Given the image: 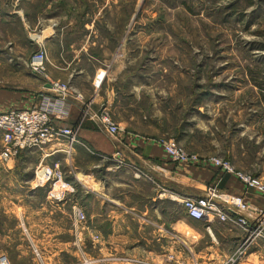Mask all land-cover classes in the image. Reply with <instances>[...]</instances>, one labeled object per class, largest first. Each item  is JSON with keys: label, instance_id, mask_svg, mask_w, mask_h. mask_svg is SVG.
<instances>
[{"label": "rangeland", "instance_id": "1", "mask_svg": "<svg viewBox=\"0 0 264 264\" xmlns=\"http://www.w3.org/2000/svg\"><path fill=\"white\" fill-rule=\"evenodd\" d=\"M51 33L56 41L48 44ZM84 48L99 63L92 65L83 58L72 66L75 73L83 74L75 81L60 71L54 73L58 80L53 82L67 84L75 101L88 98L92 89L102 94L108 82L120 101V118L142 109L150 118L151 135H157V127L163 130L160 141L174 140L201 160H226L251 176L264 167V0H0V112L9 110L7 105L13 102L26 105L38 96L37 88L52 77L49 61L70 62L71 51ZM39 51L48 57L44 75L31 72V59ZM92 108L95 113L101 106L95 112ZM88 119L85 114L81 117L75 126L77 135ZM6 164L0 161V167ZM32 170L39 183L47 172L55 171L34 164ZM98 175L101 180L102 174ZM221 178L218 172L215 180ZM11 181L0 175V202L21 195L17 190L2 191ZM65 181L72 184L73 199H90L80 181ZM65 181L57 182L52 194L62 196ZM52 184L50 178L39 185L34 199L26 189L22 192L33 202L44 203ZM112 192L116 198L126 193L124 200L130 204L144 199L149 189L139 187L140 196L130 195L126 188L114 187ZM165 201L169 233H174L170 221L181 215L191 227L201 229L187 219L185 210ZM15 227L11 216L0 214V231L11 232L17 240ZM241 231L232 233L230 242L219 235L220 248L234 253L224 264H264V230L259 235ZM180 235L165 241L151 238V249L164 253L177 243L183 252L180 264H187L191 257L187 250L196 241L188 231ZM16 245L17 241L0 240L9 264L52 260L18 258ZM210 245L206 236L198 249ZM239 250L245 253L241 257ZM169 259L175 264L173 257L161 263L151 258L150 264H168ZM209 260L222 264L224 259Z\"/></svg>", "mask_w": 264, "mask_h": 264}, {"label": "crops", "instance_id": "2", "mask_svg": "<svg viewBox=\"0 0 264 264\" xmlns=\"http://www.w3.org/2000/svg\"><path fill=\"white\" fill-rule=\"evenodd\" d=\"M52 35L53 33L47 37L48 44L56 41V36ZM59 45L62 43L59 42ZM71 53L73 58L70 62L49 61L48 67L53 72L49 82L58 80L54 73L59 71L68 80L81 78L83 74L75 73L72 66L83 58L92 65L99 63L88 55L87 48L76 49ZM105 84L107 89L102 94L92 89L93 94L88 98L84 95V100L75 101L71 98L70 115L65 119V124L69 127L79 124L85 111L89 110L86 105H92L94 112L106 105L121 129L117 137L112 138L99 131L88 119L78 134L80 144L72 149L61 143L48 146L42 151L31 150L0 167V175L12 180L5 185L8 188L2 191L21 192V195L10 198L9 201L0 202V214L14 219L19 238L16 240L11 232L0 231V240L17 241L18 258L28 255L35 257L36 252L39 257L52 258L49 264H150L151 258L161 263L170 257L176 260L175 264H180L183 252L176 248L177 243L169 251L157 253L151 249L149 242L151 238L160 241L175 237L179 239L182 231H188L191 239L196 242L187 250L191 256L187 264H211L209 259L213 256L222 257L224 264L234 253L220 248L218 237L223 236L230 242L234 232L241 229L217 220L197 221L187 217L189 221L201 225V229H196L182 219L181 215L170 221L174 232L171 234L166 229L168 222L163 211L166 199L174 207L184 210L179 199L203 196L207 187L215 182L218 171L212 165L203 167L172 164L160 144L159 137L163 134L161 127H157L156 136L151 135L150 118L140 108L137 115L129 113L125 119L120 118L117 113L120 104L117 93L109 89L108 82ZM36 92L38 96L31 99V102L28 101L26 105L13 102L7 105L9 110L4 112L11 108L25 110L38 105L42 96L50 93L48 83L44 81ZM118 153L120 155H116ZM119 161L125 162L128 167L118 166ZM33 164L37 168L52 167L55 171H60L65 180L73 178L80 181L81 190L91 195L90 199L85 202L73 199L72 184L65 181L67 189L62 192L67 195L65 199L64 194L62 200L52 199V196L56 197L52 190L46 197V202H33L22 192V189H26V194L31 193L30 198L34 199L38 190L35 189L42 187L39 185L44 183L37 182L34 177ZM138 172L148 178L139 176ZM98 174H102L101 180ZM253 177L263 180L264 167ZM56 183L51 185V189ZM142 185H146L149 192L136 203L125 202L126 193L117 198L113 196L114 187L126 188L130 195L140 196L139 187ZM221 189L225 194L244 199L249 207V221H253L258 212L264 211V197L255 190L247 189L236 178H227ZM78 210L84 213L85 221L76 218ZM151 229H154L153 233H150ZM206 236L211 240L210 247L206 250L198 249V244ZM3 255L8 257L7 252L0 250V256ZM168 261L170 264V259Z\"/></svg>", "mask_w": 264, "mask_h": 264}, {"label": "built area", "instance_id": "3", "mask_svg": "<svg viewBox=\"0 0 264 264\" xmlns=\"http://www.w3.org/2000/svg\"><path fill=\"white\" fill-rule=\"evenodd\" d=\"M48 57L45 52L39 51L30 62L31 72L44 75ZM49 94L42 96L38 105L25 110H10L0 113V161L8 163L16 160L21 154L31 150H44L48 146L64 143L68 149L80 144L75 127L65 124V119L70 115L72 93L67 84L61 82H49ZM90 107L89 105H86ZM90 110V109H89ZM85 111V115L99 130L109 137H117L121 132L119 125L114 122L111 110L107 106L93 113ZM61 124H57V123ZM160 144L172 164L193 166L212 165L218 169L222 176L236 178L247 189L255 190L264 197V181L260 178L237 171L230 162L220 159L201 160L197 155L187 153L174 140H162ZM120 155V153L116 154ZM118 166H126L125 162L119 161ZM139 176L143 175L138 172ZM61 182L64 179L60 171H54L43 176L42 181L48 179ZM221 179L208 186L205 194L201 197H183L180 202L186 215L192 220H217L221 223H229L238 227L247 234L259 235L264 230V211L257 213L253 221H249V207L244 199L237 195L225 194L219 191ZM51 189L50 191H52ZM51 193V192H50ZM62 196L54 197L55 201L62 200ZM64 198V197H63ZM178 199V198H177ZM79 221H85L82 211L76 212ZM241 257L245 253L237 252ZM36 257H39L35 252ZM233 262V261H232ZM0 264H9L7 256H0Z\"/></svg>", "mask_w": 264, "mask_h": 264}, {"label": "trees", "instance_id": "4", "mask_svg": "<svg viewBox=\"0 0 264 264\" xmlns=\"http://www.w3.org/2000/svg\"><path fill=\"white\" fill-rule=\"evenodd\" d=\"M216 170H217L218 172H220L218 169H216ZM227 178H229V176H222V181L220 182V184H219V186H218L219 191H222L221 187H222L224 181H225ZM186 216H187V215H186Z\"/></svg>", "mask_w": 264, "mask_h": 264}, {"label": "bare ground", "instance_id": "5", "mask_svg": "<svg viewBox=\"0 0 264 264\" xmlns=\"http://www.w3.org/2000/svg\"><path fill=\"white\" fill-rule=\"evenodd\" d=\"M65 180L63 179V181H61V182H64ZM66 186V185H65ZM64 189V188H63Z\"/></svg>", "mask_w": 264, "mask_h": 264}]
</instances>
